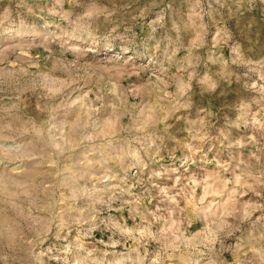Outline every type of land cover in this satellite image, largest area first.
Instances as JSON below:
<instances>
[{
    "label": "rangeland",
    "instance_id": "rangeland-1",
    "mask_svg": "<svg viewBox=\"0 0 264 264\" xmlns=\"http://www.w3.org/2000/svg\"><path fill=\"white\" fill-rule=\"evenodd\" d=\"M0 264H264V0H0Z\"/></svg>",
    "mask_w": 264,
    "mask_h": 264
}]
</instances>
